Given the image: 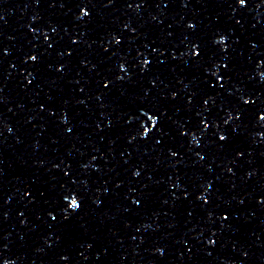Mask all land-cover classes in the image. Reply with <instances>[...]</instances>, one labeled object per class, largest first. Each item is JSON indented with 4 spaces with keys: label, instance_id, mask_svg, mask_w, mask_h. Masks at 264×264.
<instances>
[{
    "label": "snow or ice",
    "instance_id": "obj_1",
    "mask_svg": "<svg viewBox=\"0 0 264 264\" xmlns=\"http://www.w3.org/2000/svg\"><path fill=\"white\" fill-rule=\"evenodd\" d=\"M241 2H243V0H241ZM222 139H223V137H222ZM72 207H78V203L76 202V200L75 199H73V201H72Z\"/></svg>",
    "mask_w": 264,
    "mask_h": 264
}]
</instances>
